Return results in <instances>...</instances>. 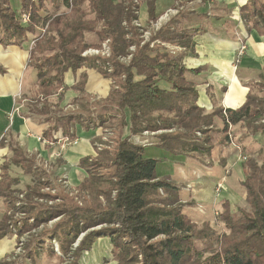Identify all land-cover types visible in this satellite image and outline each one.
<instances>
[{
	"label": "trees",
	"instance_id": "trees-1",
	"mask_svg": "<svg viewBox=\"0 0 264 264\" xmlns=\"http://www.w3.org/2000/svg\"><path fill=\"white\" fill-rule=\"evenodd\" d=\"M144 1L147 23L155 22V0ZM19 2L15 10L11 0H0V44L29 54L36 99L29 107L46 123L41 140L73 137L77 125L99 128L101 136L109 129L110 136L96 155L78 160L87 172L78 190L89 196L81 205L62 194L63 189L54 196L44 193L42 189L50 185L41 181L43 171L34 166L35 155L10 144L11 157L0 166V198L6 206L0 217V239L13 234L17 244L23 234L26 239L21 241V253H10L0 264L23 260L39 264L53 258V264H80L83 252L101 237L109 238L116 264H264V163L246 159L241 184L248 210L232 209L229 201L221 200L220 232L208 220L193 221L180 206L193 202L187 191L157 169L166 154L203 162L216 147L228 146L233 128L243 129L245 135H264V70L257 83L249 84L239 107L224 109L209 93L213 107L206 111L198 105V91L187 78L193 70L184 65V52L166 48L172 43L193 52V36L200 28L179 29L169 19L143 40L145 29L137 24L138 0ZM239 13L246 30L264 24V0H247ZM24 15L27 20L21 22ZM42 26L45 31L39 33ZM86 33L99 41L109 38V55L82 56L92 46L85 41ZM31 41L34 46L28 50ZM82 67L68 87L64 73L77 74ZM87 68L111 79L106 97L86 92ZM68 89L76 93L70 102L77 108L62 111L59 106ZM51 96L56 100L49 101ZM145 133L153 140L143 144ZM11 163L32 175L33 183L16 187L19 179L10 175ZM21 192L16 205L15 194ZM54 198L59 202L42 203ZM13 210L22 217L14 219Z\"/></svg>",
	"mask_w": 264,
	"mask_h": 264
},
{
	"label": "crops",
	"instance_id": "crops-1",
	"mask_svg": "<svg viewBox=\"0 0 264 264\" xmlns=\"http://www.w3.org/2000/svg\"><path fill=\"white\" fill-rule=\"evenodd\" d=\"M246 1L155 0L156 17L159 18L168 9H174V12L168 18L175 20L179 29L200 28L193 36V52L189 50H182V52H184L183 63L185 67L193 70L187 74V78L198 91L197 103L206 111L211 110L213 107L208 96L209 93L214 95L218 104L224 109L239 107L245 100L249 84L257 81L258 75L263 73L264 24L258 23L255 27L246 30L239 13L240 7ZM11 6L15 10L19 9V0H11ZM138 10L140 11L138 19H142L144 23H147L146 3L144 0L140 1ZM142 12L143 14L140 15ZM165 22L167 21L160 20L159 24L161 25ZM240 41L245 43V52L235 70L233 65ZM27 54L26 50L19 47L2 46L0 44V61L5 62L3 56L9 57L12 59L11 67H15L16 69H13L12 72L8 71V77L0 73V137L5 130V122L7 119L11 120L8 128H12L10 132L12 139L26 152L36 154L38 158L44 160L51 152V148L57 147L55 151L59 152L58 155L61 157H59V161L66 163L64 165L65 169L69 167L70 173L76 170L81 173L82 168L78 166V160L81 157L80 153L86 149L87 154H93L94 150L91 147H94L93 137L98 134L97 128L84 129L77 125L73 127V137L78 138L77 143H67L63 139L59 141L58 138L61 135H57L55 141L47 143L39 138L46 127V123L40 122L34 115H23L19 110L15 111L12 115V108L15 107V103H18V106L16 104L18 109L21 107L22 103H19L20 101L17 100L21 91L24 90L27 93L34 87V70L32 68H30L29 79L24 80L23 87L21 85L23 78L20 73L22 72V65L28 56ZM87 76L86 91L96 97H100V93L104 92L105 87L109 86V84L107 83V85L104 80L97 79L98 75L93 71H89ZM76 79L77 74H73L71 71L65 72L64 82L67 86L72 85ZM67 94L70 98L75 96V92L72 90L66 91ZM10 114L12 117H10ZM217 125H219L218 122ZM142 136L141 142L143 144L153 138L152 134L147 133ZM143 139H148V141L144 142ZM3 147L9 146H0V158L1 155L11 154L9 149L6 150ZM61 147L67 148L61 151ZM55 159L57 160L58 157ZM24 175L28 176L29 174ZM11 176L18 177L20 175L11 174ZM221 178L222 176L216 181L211 180L214 183H212L213 186L220 183ZM184 191L189 190L184 189ZM196 195V193L193 194L194 199L198 202ZM4 211L5 208L1 206L0 217ZM13 242V237L10 235L0 239V260L10 254ZM110 251L111 243L109 238H97L91 248L83 252L79 262L80 264H103L104 259H106L108 260V264H114ZM19 264L31 263L30 261L23 260Z\"/></svg>",
	"mask_w": 264,
	"mask_h": 264
},
{
	"label": "rangeland",
	"instance_id": "rangeland-1",
	"mask_svg": "<svg viewBox=\"0 0 264 264\" xmlns=\"http://www.w3.org/2000/svg\"><path fill=\"white\" fill-rule=\"evenodd\" d=\"M138 1L140 5L141 0H138ZM47 7H50V5H47ZM62 10L64 9L62 8ZM17 12H19V10ZM49 12L52 13L53 12L52 9H49ZM139 12L140 11L138 10V13ZM141 14H143V12L140 13V15ZM164 14L165 13H163L159 18L157 17V20L155 22L144 23L142 19L137 20V24L140 27H142L141 30L145 29L142 33L143 40H147L150 37L151 32L159 28L160 20L168 21L167 19H169L168 18L169 14L167 16H164ZM26 20L27 18L24 15L23 20H21V22H26ZM45 28L46 26L39 27L37 31L39 33H43L45 31ZM84 36H85V41L87 42V44L92 45V46H89L85 50H83L81 53L82 56L94 57L98 55L101 57L103 56L106 57L109 55V50H110L109 38H105L99 41L98 38L93 33H86ZM97 43L98 45L94 46ZM27 45H28V50H29L31 47L34 46V42L31 41ZM174 46L175 45L172 43L166 44V48L170 51L174 50L173 49ZM12 47H15V46H12ZM129 58H130L129 56L127 58H124V61H128ZM3 59L5 62L0 61V70L3 71V75H7V72L8 71L12 72L13 69L16 70L15 67H11L12 59L6 56H3ZM28 60H29V57L27 56V58L25 59V63L22 65V68H21L22 72L20 74H21V77L23 78V81L21 80L22 87H23L24 80H28L30 77L31 67H29L28 65ZM83 69L84 67L79 69L77 71V75ZM85 71L87 75L89 71H93L94 73H97L98 75L97 79L104 80L106 84L107 83L109 84V86L105 87L104 92L100 93V97H96L95 95L87 91L86 92L88 94L93 95L95 98H98V99H102L106 97L110 89L111 79L104 77L94 68H87ZM87 75H86L85 90L87 87V78H88ZM6 77H8V75ZM63 80H64V75H63ZM255 83H257V81L251 82L252 85H254ZM252 89L255 92H258L259 95H261L262 92L259 91V87L255 88L253 86ZM68 90H71V89H68ZM74 95H76V93ZM34 98H35L34 88H32L27 93L24 90L21 91L20 95H18L17 97V100L20 101L19 103H22L21 107L18 109L17 107L18 103H15L14 105L15 107L12 108V115L13 113H15V111L19 110L21 113H23V115L30 114L32 116L33 114L30 112L29 105L35 102L36 99ZM41 98L43 97L39 96L40 100ZM63 98L64 99L60 103V106H59V108L62 109V111L75 110L77 108L76 104H72L70 102V100H72L73 97L70 98L68 94L66 95V92L64 93ZM54 100H56V96H51L49 99V101L51 102H53ZM12 115L10 117H12ZM263 119H264V115H263ZM10 123H11V120L7 119L4 125L5 130L3 131V134L0 137V146H5V145L10 146V144L13 145L14 143L17 144V142H15L12 139V136L10 134L11 129H12V128H8V125ZM97 129H98V134L93 137L94 147H91L94 150L93 154L92 153L87 154L86 149H84L80 153L81 157L86 156V154L96 155L97 149H100L101 147H103L104 146L103 141H106L108 137L110 136L109 129L104 130L102 136H101V130L99 128ZM242 133L244 134L243 129L233 128V130L230 131V136H232V138H230V142L228 143V146L216 147L215 149H213L212 155L210 157L204 156L203 162H198L192 158H187L184 156L178 157V158H171L168 154H166L165 158H163L164 164L159 163L157 167V169L161 171L162 173H168L172 181L182 186V188L184 187V189L189 190L187 191V194L189 195L188 198H190V200L193 202L191 204L188 203L187 205L184 202L182 207H184V211L191 217V219L198 223L204 220H208L215 227L217 232H220L223 230L221 229L222 224L217 217V213L221 210V205H220L221 200L225 199L229 201L232 209H235L236 207H241L243 209L248 210V205L244 197L245 188L241 184V181L244 179V167L246 166L245 165L246 159L248 158L254 159L258 165H261L262 163H264V135H259V134L242 135ZM98 137L101 139L102 141L101 143H99L100 140L97 139ZM131 139L138 141L136 136H133V138ZM152 140L153 139L151 140L149 139V142H151ZM3 148L6 150L9 149V147H3ZM56 148L57 147H52L51 152L47 155V157H45L44 160H42L41 158H38L36 154H33L35 155V158H36L34 166H36L37 168H40V170L43 171L42 177L40 176L41 181H46L50 185V187H45L44 189H42V191L44 193H49L54 196L57 194L56 191L63 189L62 194L65 193L68 197L73 198L74 201H77L78 204L81 205L82 200L84 198L89 199V196H87L86 193L78 190L77 184L80 180L86 177L87 172L82 168V172H81L82 174L79 171L77 172V170L72 171L70 173L69 167H66V169L64 167L66 163L59 161L60 155H57L59 154V152L55 151ZM61 148H62L61 149L62 151V150H65L67 147H61ZM148 149H150L149 151L153 152L154 148H148ZM56 152L57 154L55 155ZM11 154L7 153L6 155H3L4 157L1 155L2 160H0V166L4 163V161L9 160V157H11ZM57 157L58 159L56 160L55 158ZM220 160H223L224 162L221 164ZM9 173L10 175L11 174L20 175L18 176L19 178L17 177L20 180H19V183L16 185V187H19L21 189L22 188L24 189L25 185L27 184L30 185V183L32 184L34 181V178L32 175L29 174L28 176H25L24 173L22 172V169L18 165H14L12 163L9 166ZM221 176H222L221 182H220L221 187L219 191L217 192L216 191L217 184L216 186L215 185L213 186L214 183L212 181L218 180V178H220ZM212 177L214 178L212 179ZM22 193L24 192L15 194V198L17 199V201L19 200L21 201V197H23ZM195 193L197 194L196 198H198V202L197 200L194 199L193 194ZM59 199L60 198L48 199V201H45L43 199L42 203L56 204L59 202ZM211 201L213 202L211 203ZM3 203L4 202H2V199H0V207L2 206L6 209V206ZM11 215L14 219L22 217V215H16V212H14V210L11 213ZM82 235L83 233L80 234V237H82ZM11 236L13 237L14 242H13V246H12L10 253H18L19 250H17L16 236L15 237L13 235ZM25 237H26V234H23L19 238V243H21L23 239H26ZM53 246L54 248L56 246L57 248L56 251L58 252L57 243L54 241H53ZM111 258H112V255H111ZM49 262L50 264L56 263V259L53 258L50 261H46L41 264H49ZM113 262L114 264H116V261L113 260Z\"/></svg>",
	"mask_w": 264,
	"mask_h": 264
},
{
	"label": "built area",
	"instance_id": "built-area-1",
	"mask_svg": "<svg viewBox=\"0 0 264 264\" xmlns=\"http://www.w3.org/2000/svg\"><path fill=\"white\" fill-rule=\"evenodd\" d=\"M135 1H137V0H135ZM173 12H174V9H168L165 12L164 16H167L168 14L171 15V13H173ZM173 49L176 50V51H182L183 50V48L177 47V46H174ZM244 52H245V43L243 41H240L239 42V47H238L237 52H236V57H235V60H234V65H233V67H234L235 70H236L237 64L239 63V61H240L241 57L243 56ZM10 116H11V114H10ZM39 138L41 140V137H39ZM58 139H59V141L63 139L67 143H77L78 142V138H76V137L60 136ZM47 143H50V142H47ZM220 187H221V183L217 184V187H216V191L217 192L219 191ZM20 197H21V195H20ZM183 203L184 202H181L180 205H183ZM18 204H19V201H17L16 205H18ZM16 215H22V214L19 213V212H16ZM13 236L15 237L16 235L13 234ZM17 250H19L18 253H21V251H22V249H21V243H18L17 244ZM55 250H57L56 246H55Z\"/></svg>",
	"mask_w": 264,
	"mask_h": 264
}]
</instances>
